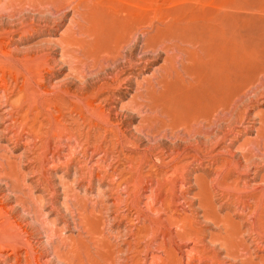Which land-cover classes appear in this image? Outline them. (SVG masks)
Masks as SVG:
<instances>
[{
	"label": "rangeland",
	"instance_id": "obj_1",
	"mask_svg": "<svg viewBox=\"0 0 264 264\" xmlns=\"http://www.w3.org/2000/svg\"><path fill=\"white\" fill-rule=\"evenodd\" d=\"M0 264H264V0H0Z\"/></svg>",
	"mask_w": 264,
	"mask_h": 264
},
{
	"label": "bare ground",
	"instance_id": "obj_2",
	"mask_svg": "<svg viewBox=\"0 0 264 264\" xmlns=\"http://www.w3.org/2000/svg\"><path fill=\"white\" fill-rule=\"evenodd\" d=\"M69 1V0H68ZM71 1V0H70ZM69 7V6H68ZM156 8V7H155ZM51 11V10H50ZM158 11V10H157ZM155 13V12H154ZM82 14V13H80ZM156 15V14H155ZM155 18V17H154ZM176 18V16L174 17ZM60 19V18H59ZM170 19V18H169ZM154 20V19H153ZM155 21V20H154ZM189 21V19H188ZM186 21V19H177V20H173L172 22H169L167 24L162 25L161 27L157 28L155 30V38L153 39V43L154 45H149V44H145V47L143 49V52H155L158 50H163L164 48L167 47V44L169 43L173 49L178 50V51H182L180 45H183L184 43L190 45V46H196L198 51L202 53L203 58L205 59H209L212 56V53L210 50H207V47H204V41H203V35L206 33H209V28L207 27V23L206 24H201V28L200 31H198L199 34H197V36L195 38H193L192 36V25H191V21ZM205 21V20H204ZM203 21V22H204ZM158 22V21H157ZM162 22V21H161ZM168 22V21H167ZM207 22V21H206ZM154 26V24H153ZM142 27V26H141ZM151 28V27H150ZM145 29V28H144ZM148 29V28H147ZM204 30V31H203ZM212 30V29H211ZM152 32V31H151ZM148 33V32H147ZM147 35V34H146ZM149 35V34H148ZM136 36V35H135ZM134 37V36H133ZM132 37V39H133ZM136 38V37H135ZM124 39H126V42L128 41V38L124 37ZM134 42V41H133ZM133 47V45H132ZM149 47V48H148ZM124 48V47H123ZM141 50V49H140ZM174 50V52H175ZM151 51V52H150ZM165 51H167L165 49ZM124 52V51H123ZM121 53V52H120ZM158 53V52H157ZM155 53V55L157 54ZM154 54V53H153ZM178 54V53H177ZM186 54V53H185ZM227 54V53H226ZM154 55V56H155ZM189 55V54H188ZM107 56V55H106ZM153 56V55H152ZM187 56V55H186ZM189 58V57H188ZM202 58V59H203ZM191 61H193V64L190 63V66H184L183 65V69L184 72L189 73L190 75L194 76V79H196V84L199 87V89L201 90V93L195 98V99H191V95H187L185 97L182 96L181 93L178 94V97L175 98V101H180L182 102L184 100V102L189 103V102H196L197 100L203 99L204 101H208L210 103H212L213 105L217 106V100H218V96L219 94L221 95L220 100H223L227 95L228 92L227 90H229V86L232 83H237L238 82V76H235L233 78L229 77V75L227 76L224 73V67L226 68V66L220 67L219 70L220 72L218 73L216 71V73H210L211 75H209L208 69H204L202 70L200 68V64L197 66V64L202 61L200 58L195 59L193 57L189 58ZM224 59V57H223ZM117 60V59H116ZM178 60V59H177ZM144 62V60H143ZM186 62V63H188ZM224 62V61H223ZM135 63V62H134ZM178 63V61H177ZM185 63V64H186ZM133 64V63H132ZM167 64V63H166ZM172 63L170 62V69L168 72H166V75L170 76V72L172 70ZM205 64V63H204ZM229 64V63H228ZM233 64V62H232ZM234 65V64H233ZM237 66V65H236ZM239 66V65H238ZM177 68V67H176ZM204 68V67H203ZM231 68H233V66H231ZM240 69V68H239ZM142 70V69H141ZM238 70V69H237ZM180 71V70H179ZM232 71V69H231ZM155 73V72H154ZM162 73V72H161ZM208 73V74H207ZM240 74V73H239ZM117 75V74H116ZM233 75V74H232ZM234 76V75H233ZM169 79V77H168ZM129 81V79H128ZM143 81V80H142ZM237 81V82H236ZM165 82V81H164ZM145 83V82H144ZM163 83V82H162ZM179 83V82H178ZM237 84H234L233 86L235 87ZM158 88V87H157ZM233 88V87H232ZM164 89V88H163ZM234 89V88H233ZM247 91V90H246ZM177 92H183L181 90L178 89ZM187 92V91H185ZM237 92V91H235ZM9 93V92H8ZM160 98V96H159ZM248 99V98H247ZM4 102V101H3ZM244 103V102H243ZM200 103H198L197 105H199ZM227 104V103H226ZM174 107V106H173ZM221 109V108H220ZM205 110V109H204ZM214 112V111H213ZM165 115V114H164ZM203 117V116H202ZM170 119V118H169ZM204 119V118H203ZM207 119V118H206ZM205 120V119H204ZM221 120V119H220ZM171 121V120H170ZM196 121V119L194 120ZM193 122V121H192ZM211 122V121H210ZM205 123V122H204ZM191 124V123H190ZM227 124V123H226ZM219 127V126H218ZM181 128V127H180ZM186 128V127H184ZM171 141V140H170ZM263 185V184H262Z\"/></svg>",
	"mask_w": 264,
	"mask_h": 264
}]
</instances>
